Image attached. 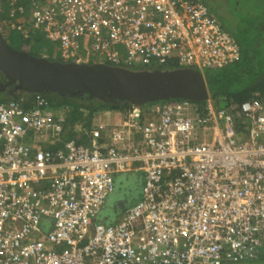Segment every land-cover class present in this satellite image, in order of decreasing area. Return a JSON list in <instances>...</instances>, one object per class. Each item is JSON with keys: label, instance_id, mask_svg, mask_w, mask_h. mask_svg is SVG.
I'll return each mask as SVG.
<instances>
[{"label": "built area", "instance_id": "2783aa9c", "mask_svg": "<svg viewBox=\"0 0 264 264\" xmlns=\"http://www.w3.org/2000/svg\"><path fill=\"white\" fill-rule=\"evenodd\" d=\"M2 1L8 28L25 38L43 32L66 61L82 63L85 42L105 63L129 69L204 73L241 59L237 39L204 0H44L27 18L22 0ZM33 95L29 108L0 103V264L264 256V96L221 110L211 98L131 107L108 132L102 123L92 128L89 146L71 140L53 151L45 146L61 140L67 110ZM133 172L144 177L139 200L115 223L100 222L116 175Z\"/></svg>", "mask_w": 264, "mask_h": 264}, {"label": "water", "instance_id": "95a60500", "mask_svg": "<svg viewBox=\"0 0 264 264\" xmlns=\"http://www.w3.org/2000/svg\"><path fill=\"white\" fill-rule=\"evenodd\" d=\"M0 93L16 100L25 94H55L64 100H100L142 109L157 102L208 101L210 91L199 70L190 68L132 70L104 62L77 63L37 57L13 48L0 29Z\"/></svg>", "mask_w": 264, "mask_h": 264}, {"label": "trees", "instance_id": "16d2710c", "mask_svg": "<svg viewBox=\"0 0 264 264\" xmlns=\"http://www.w3.org/2000/svg\"><path fill=\"white\" fill-rule=\"evenodd\" d=\"M42 0H22L20 5L23 6L26 14V18L29 17V14L33 8L34 2H40ZM205 1V0H204ZM206 2V1H205ZM217 18V17H216ZM218 19V18H217ZM219 20V19H218ZM10 21V6L7 2L0 0V28L2 27V34L6 41L17 50H24L30 53L31 55L37 57H47L50 60H59L62 62H71L66 61L61 57L62 50L60 46L51 43L43 33L40 31H34L30 34L29 38H25L19 31L12 30L8 28L7 24ZM262 22L261 25L258 23V28L261 29L264 27V20H260ZM221 23V22H220ZM255 24V23H254ZM223 29L225 27L221 23ZM256 25V24H255ZM232 36L238 39L233 33L229 30L225 29ZM257 39L263 40L264 30L257 31ZM238 45L241 51V56L244 57L245 53L248 54L244 58L246 59L244 65H229L224 68H220V70L209 69L204 71V76L211 94V100L213 101L215 107L217 109H228L230 106L235 105L239 106L245 101L253 100V99H262L264 95V71L251 68L252 64L255 62V58L259 54V44L253 45H243L238 40ZM86 44V45H85ZM82 44V53L83 56H91L93 55L89 50L88 44L85 42ZM249 49H248V48ZM261 54V53H260ZM94 56V55H93ZM98 56V55H95ZM255 57V58H254ZM99 58L102 59V62H105L101 56ZM93 60L89 61V64H93ZM109 64V63H106ZM241 64V63H238ZM111 65V64H109ZM177 65L170 66H157L159 69H175ZM132 70H145L151 69L149 67L144 66H133L130 67ZM153 69V68H152ZM246 70V71H245ZM248 72L249 77L248 80L243 81V79L239 78V75L242 72ZM6 79L3 74H0V84L5 83ZM256 95H259V98H255ZM50 103V106L53 110L65 109L67 110V125L64 127V134L61 136V140L51 146H45L46 149H50L53 151H57L62 148L64 142H68L71 140H75L79 144L82 143V139L79 140L77 138L76 127L82 126L83 130H78L81 133V136L84 139L89 138V132L93 128L91 125L94 120V116L98 112L102 111H124L130 109L132 106L126 104H108L104 103L100 100H88L87 96L81 99H68L64 100L62 97L57 96L55 94L44 95ZM34 95L25 94L16 100L10 95L5 93H0V103L7 104L11 101H18L25 105L26 108L30 107V102L32 101ZM205 103L202 104V106ZM150 105L144 106L149 107ZM87 114V115H86ZM247 123V122H245ZM244 128L243 125H238V132H242ZM81 138V137H80ZM90 141V138L88 139ZM85 145V144H83ZM86 146V145H85ZM137 203V202H136ZM132 206V205H131ZM264 256L261 258L263 259ZM260 259V260H261Z\"/></svg>", "mask_w": 264, "mask_h": 264}, {"label": "rangeland", "instance_id": "374dc122", "mask_svg": "<svg viewBox=\"0 0 264 264\" xmlns=\"http://www.w3.org/2000/svg\"><path fill=\"white\" fill-rule=\"evenodd\" d=\"M208 4L211 13L219 19L225 29L233 33L241 44L254 45L259 44V54L256 56L255 62L251 68H256L264 71V33L263 40L257 39V31L264 30V27L259 29L258 23L264 20V0H205ZM256 25H255V24ZM262 25V24H261ZM263 26V25H262ZM52 43V42H51ZM57 45V44H56ZM58 46V45H57ZM261 53V54H260ZM101 61L99 56H83V63ZM102 62V61H101ZM215 70V69H214ZM246 71V70H245ZM242 72L239 78L243 81L248 80V72ZM226 264H264V258L261 260L239 262V263H226Z\"/></svg>", "mask_w": 264, "mask_h": 264}, {"label": "crops", "instance_id": "0c3cea01", "mask_svg": "<svg viewBox=\"0 0 264 264\" xmlns=\"http://www.w3.org/2000/svg\"><path fill=\"white\" fill-rule=\"evenodd\" d=\"M40 2H44V0ZM248 54L245 53L244 57ZM61 57H62V53H61ZM244 57L241 56V59L234 64L244 65V63L246 62L245 61L246 59ZM101 61H98V62H101ZM238 63H241V64H238ZM216 69L220 70V68H215V70ZM255 98H259V95H256ZM235 105H238V104H235ZM127 112H128L127 110H124V111L106 110V111L98 112L95 114L94 120L92 121L91 125L93 126V128H95L97 124H101V123L105 124L106 132H108L114 124L122 122ZM76 131H77L76 133L77 138L79 140L82 139L83 140L82 143L85 144L86 146H89L90 145V141H88L89 138L84 139V137H82L83 135L81 136V133L78 131V127H76ZM105 137L107 138V136ZM106 140H109V138H107ZM109 141L111 142V140ZM143 181H144V177L141 172H133V173H125V174L116 175L114 191L107 198L105 206L103 207V209L100 211L98 215V220L100 222L107 223V224H112L118 221L122 217V214L127 210V208H129L131 205H134L139 200L140 193H141V186L143 184Z\"/></svg>", "mask_w": 264, "mask_h": 264}, {"label": "clouds", "instance_id": "9594fccd", "mask_svg": "<svg viewBox=\"0 0 264 264\" xmlns=\"http://www.w3.org/2000/svg\"><path fill=\"white\" fill-rule=\"evenodd\" d=\"M30 14H31V12H30ZM30 16V15H29ZM1 29V32H2V27L0 28Z\"/></svg>", "mask_w": 264, "mask_h": 264}, {"label": "flooded vegetation", "instance_id": "af4514ba", "mask_svg": "<svg viewBox=\"0 0 264 264\" xmlns=\"http://www.w3.org/2000/svg\"><path fill=\"white\" fill-rule=\"evenodd\" d=\"M208 5V4H207ZM260 24L262 23V22H259Z\"/></svg>", "mask_w": 264, "mask_h": 264}]
</instances>
